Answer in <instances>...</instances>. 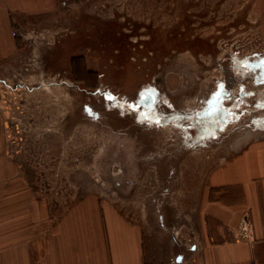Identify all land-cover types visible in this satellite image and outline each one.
I'll list each match as a JSON object with an SVG mask.
<instances>
[{"label": "rangeland", "instance_id": "obj_1", "mask_svg": "<svg viewBox=\"0 0 264 264\" xmlns=\"http://www.w3.org/2000/svg\"><path fill=\"white\" fill-rule=\"evenodd\" d=\"M12 35L0 107L41 200L173 207L176 189L264 134V0H19ZM220 105L199 141L195 114Z\"/></svg>", "mask_w": 264, "mask_h": 264}, {"label": "crops", "instance_id": "obj_2", "mask_svg": "<svg viewBox=\"0 0 264 264\" xmlns=\"http://www.w3.org/2000/svg\"><path fill=\"white\" fill-rule=\"evenodd\" d=\"M15 25L19 0H0V66L19 54ZM7 132L0 107V264H264V134L192 190L176 189L173 207L143 200L127 210L98 192L69 203L39 199L19 179Z\"/></svg>", "mask_w": 264, "mask_h": 264}, {"label": "flooded vegetation", "instance_id": "obj_3", "mask_svg": "<svg viewBox=\"0 0 264 264\" xmlns=\"http://www.w3.org/2000/svg\"><path fill=\"white\" fill-rule=\"evenodd\" d=\"M223 84V83H222ZM224 85V84H223ZM221 88H219V90H220ZM220 92V91H219ZM230 91L229 90H226L225 91V93H224V96H227V97H229L230 96ZM216 95H218V94H216ZM222 106L220 105L217 109H216V111L215 112H213V115H212V117H210V119H207V118H201V116L202 115H200L199 113L198 114H195V116H194V119L199 123V127H198V130H199V132H198V136H197V138H198V140L199 139H202V140H206V139H209V138H211L213 135L212 134H214V133H216L217 131L214 129L215 127H216V125H215V123H216V120H217V116L219 117V118H221V116L223 115V109L221 108ZM207 110H208V108H207ZM226 111V110H225ZM227 111H229L228 109H227ZM203 112H206V107H204L203 108ZM180 116H182V114H179ZM198 116L200 117V120L199 119H197L198 118ZM224 116H225V114H224ZM166 121H163L162 123H165ZM159 123H161V122H159ZM162 123L160 124V126H162ZM193 125V124H192ZM195 126H196V124H195ZM220 129H223V128H220ZM199 141H201V140H199Z\"/></svg>", "mask_w": 264, "mask_h": 264}, {"label": "snow or ice", "instance_id": "obj_4", "mask_svg": "<svg viewBox=\"0 0 264 264\" xmlns=\"http://www.w3.org/2000/svg\"><path fill=\"white\" fill-rule=\"evenodd\" d=\"M262 67H264V65H262ZM261 80H262V82H264V77H262L261 78ZM107 99H109V100H113V101H115L117 98L116 97H112L110 94L106 97ZM261 108H264V104H261V105H259ZM133 108H134V110H139V106L138 105H133ZM148 117L146 116V119H147ZM158 122V121H157Z\"/></svg>", "mask_w": 264, "mask_h": 264}, {"label": "built area", "instance_id": "obj_5", "mask_svg": "<svg viewBox=\"0 0 264 264\" xmlns=\"http://www.w3.org/2000/svg\"><path fill=\"white\" fill-rule=\"evenodd\" d=\"M241 229H242V232L243 231H246V229H245V227H241ZM244 264H258V263H255V262H247V263H244Z\"/></svg>", "mask_w": 264, "mask_h": 264}, {"label": "bare ground", "instance_id": "obj_6", "mask_svg": "<svg viewBox=\"0 0 264 264\" xmlns=\"http://www.w3.org/2000/svg\"><path fill=\"white\" fill-rule=\"evenodd\" d=\"M46 92V91H45ZM47 93V92H46Z\"/></svg>", "mask_w": 264, "mask_h": 264}]
</instances>
